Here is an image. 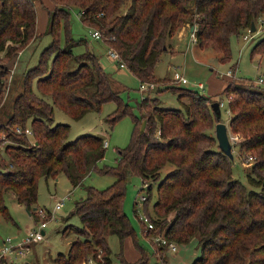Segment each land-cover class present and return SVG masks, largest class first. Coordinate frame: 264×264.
<instances>
[{"label": "trees", "instance_id": "1", "mask_svg": "<svg viewBox=\"0 0 264 264\" xmlns=\"http://www.w3.org/2000/svg\"><path fill=\"white\" fill-rule=\"evenodd\" d=\"M35 1L0 0V101L9 70L2 59L16 56L40 36L35 29ZM50 2L44 33L51 41L38 64L23 72L12 114L0 123V215L12 220L4 204V195L11 191L16 203L33 216L42 176L49 179L64 174L76 188L94 170L111 174L113 185L100 190L87 186L85 197L75 201L70 216L79 217L81 226L70 224L64 231L77 237L52 262L82 264L89 258L98 261L101 255L98 264H112L107 237L116 235L121 242L132 238L141 253L134 263L119 253L120 264H147L148 254L123 210L125 182L134 172L149 183L144 211L154 227L145 231L141 221L146 237L163 236L177 245L195 241L200 253L191 264H264V87L229 79L217 94L230 96L228 134L237 138L234 145L244 152L249 168L245 182L233 176L231 160L218 148L214 136L217 118L210 106L216 99L209 95L176 85L172 90L177 91L181 103L176 109L159 106L157 98L144 96L138 104L140 116L132 118L129 145L117 151L114 167L99 169L97 163L105 155L104 138L83 134L67 141L69 125L51 123L53 107L43 97L51 96L54 104L75 119L98 111L109 101L118 105L105 120L110 125L131 113L97 55L88 49L80 56L73 53L79 44L87 43L72 36V9L80 13L85 26L101 32L102 43L118 52L139 82L159 84L162 80L155 78L154 67L179 28L195 26L197 46L215 50L221 62H228L230 37L243 35L252 22L256 31L259 19L264 26V0ZM260 36L250 55H264V34ZM51 54L52 65L47 69L46 59ZM34 77H38L40 94L33 92ZM28 126L30 134H26ZM165 167L169 170L162 176ZM153 183H157L156 200L149 213ZM151 243L155 257L165 262L162 252L167 247L152 238ZM5 259L1 258L0 264H6Z\"/></svg>", "mask_w": 264, "mask_h": 264}, {"label": "rangeland", "instance_id": "2", "mask_svg": "<svg viewBox=\"0 0 264 264\" xmlns=\"http://www.w3.org/2000/svg\"><path fill=\"white\" fill-rule=\"evenodd\" d=\"M50 6V0H36L35 10L37 16L39 18L40 16L46 17ZM71 12L73 38H84L87 43V45L83 43L79 44V46L74 48L73 53L80 56L84 52L87 53L88 49L97 55L103 69L113 77L114 89L119 91L120 98L128 105L131 112L118 118L113 125H110L105 120L114 113L118 105H116L115 101H109L102 103L98 111L87 112L81 118L75 119L69 112H65L62 107L54 104L51 96H43L47 103L53 107V120L51 123L53 125L58 123L69 125L67 141H73L83 134H93L108 140L109 146L105 148L103 159L97 163V169L103 165L114 167L119 156L117 151L129 145L134 126L132 118L140 116L138 104L144 96H148V99L157 98L159 101L157 100L156 104L159 106L162 105L163 107L172 109L181 108L178 93L172 90V88H176V85H179L173 82L175 72L184 75L188 81L187 84H180V87L197 90L205 96L209 95L216 100L222 101L220 120L226 124H228L229 119L228 98L225 94H217L223 91L222 89L227 80L232 79L238 83H251L264 87V55L262 53L250 55L251 47L261 37L260 35L264 34V26L261 24L260 19L256 23V31L248 33L247 29L243 32V34L248 33V35H252L250 40L246 41L242 37L243 35L239 37L232 35L230 37L231 59L228 62H221L218 58V53L213 49H200L191 39L190 33L178 36V29L174 36L171 37L174 42V52L172 50L162 52L159 62H157L153 70L155 78L162 81L159 84L153 83L155 85L154 89L146 91L143 96L139 89V80L135 74L125 67H120L118 62L111 60L108 57V49L104 43L99 39H93L91 37L92 29L81 22L80 13L76 9H72ZM184 26L187 29L190 25L186 24ZM194 31L195 29L191 33H194ZM38 33H40V36L36 40L30 41L16 56L2 59L8 65L9 70L4 77L5 82L0 101V123L5 122L8 116L12 114L13 99L18 96V93L22 89L23 72L38 64L40 54L48 47L51 41L49 34H45L44 32ZM52 58L53 55L51 54L46 59L47 69L52 65ZM230 68L231 70L235 69V76H224V73ZM261 75H263V81L257 83V79ZM37 81L38 77H34L32 89L33 92L40 94L37 89ZM198 83H202L204 90L194 87L193 84ZM166 85H168V88H166ZM184 99L187 100L186 98ZM29 137L32 139L31 136ZM2 139L4 138L2 137ZM232 153V174L235 178L245 182L249 168L247 167L246 159H244V152L240 150L239 146L233 144ZM247 160L250 161L251 159ZM168 170L167 167L163 168L162 176ZM114 181L115 177L111 174L99 173L97 170L90 173L84 179L82 185L76 188L71 185L69 179L64 174H59L57 178L49 179L42 176L39 178L37 184V204L33 216L28 213L23 204L16 203L11 191H7L4 195V204H6L12 220L5 219L0 215V246L2 240L7 239V237H12L15 243L21 241L28 229L40 230L42 228L45 238L43 241L30 246L28 253L23 257L16 255L14 252L8 253L6 255L8 261L5 259L6 264L10 260H14L18 264H24V262H29L30 264H53L52 261L55 256L60 252H66L70 243L77 237L72 231H64V229L70 224L81 226L79 217L75 215L70 216V213L74 209L75 201L85 197L87 186H93L100 190L113 185ZM125 184L126 191L123 197V210L126 216H128L134 231H136L138 243L141 247H144L148 254L147 264H191L200 253L195 241L188 244H175L176 251L165 248L162 256L166 263L155 257L151 238L154 240L156 235L153 234L149 238L146 237V234L143 232V225L141 224V221L143 222L141 217H146V215L144 203L139 197L140 195L147 196V186L144 187L140 176L134 172H131L127 176ZM143 187L144 189L142 190ZM156 189L157 183H153L151 195L147 203L149 213H152V206L156 200ZM68 194L69 197L64 201L65 203L62 208L56 211L51 219L50 214H46V212L53 209L56 198H61ZM38 209H42L45 214L40 215ZM43 221L45 223L41 226ZM144 223V230L146 231L148 223ZM107 239L108 245L111 248V263L119 264L118 253L124 249L123 244H121L119 237L116 235H109ZM97 260H102L101 255H98ZM98 261L94 260L92 264H98Z\"/></svg>", "mask_w": 264, "mask_h": 264}, {"label": "built area", "instance_id": "3", "mask_svg": "<svg viewBox=\"0 0 264 264\" xmlns=\"http://www.w3.org/2000/svg\"><path fill=\"white\" fill-rule=\"evenodd\" d=\"M250 29L248 28V33H250ZM248 33H245L243 34V38L248 41L251 39L252 35H248ZM191 36H192V40L195 41L194 39V33H191ZM91 37L93 39H99V40H102V34L101 32L98 30V29H92V32H91ZM108 57L111 59V60H114L116 62L119 63V66L120 67H125V63L123 61V59L120 57V55L118 54V52L113 49V48H110L108 49ZM235 70V69H234ZM234 70H231L228 69L225 73H224V76H231V77H234L235 74H234ZM261 81H263V75H261L258 79H257V83H260ZM173 82L176 84H187L188 81L187 79L184 77V75L180 74L179 72H175V75L173 77ZM139 89H140V92L141 94L144 96V93L146 91H150V90H153L154 89V84L151 83V82H139ZM194 87H197L198 89H201V90H204V86L202 85V83H198V84H193ZM230 97V96H229ZM228 97V98H229ZM218 103H219V106L221 107L222 106V101L221 100H217ZM21 129L20 127H17L16 128V131L19 132ZM26 134H30V130H26ZM229 137H231V142L232 144H234L236 141H237V138L234 137L233 135H229ZM109 146V142L107 139H104L103 140V147L104 148H107ZM249 159H251V157L249 156ZM144 183V187L147 186L148 187V184L146 181H143ZM144 187L142 188V190L144 189ZM70 194V192H69ZM69 194L67 196H64V197H61V198H56L55 200V204L53 206V209L51 211H47V213L50 214V218L52 219L54 214L56 213V211L60 210L63 206V204L65 203L64 201H66V199L69 197ZM139 199H141V201L144 203L147 199H146V196H143V195H140ZM38 212L40 215H44L45 212L42 210V209H38ZM141 219L144 221V222H147V229H152L154 226H153V223L148 219V217H144L142 216ZM43 223H45L44 221L42 222V225L43 226ZM25 236L23 237V239L19 242H14V239L12 237H7V239L3 240V242L1 243V246H0V259L3 258V257H6V255H8V253H16V255H19L21 257H23L26 253H28V250L30 248V246H32L33 244H36V243H39L40 241H43L44 238H45V234L42 230V228L40 230H32V229H28L26 231V233L24 234ZM154 241L157 242V243H160L161 245L163 246H166L167 248H169L171 251H176V245L175 243L173 242H170L168 241L166 238H164L163 236H156L154 238ZM93 259L92 258H89L87 260V262L85 264H92L93 263ZM15 264V263H13ZM84 264V263H82Z\"/></svg>", "mask_w": 264, "mask_h": 264}, {"label": "crops", "instance_id": "4", "mask_svg": "<svg viewBox=\"0 0 264 264\" xmlns=\"http://www.w3.org/2000/svg\"><path fill=\"white\" fill-rule=\"evenodd\" d=\"M47 22H48V13H47V16H43L40 18L37 16L36 18V33L39 35L40 33L38 32H45L46 31V27H47ZM190 25V24H189ZM193 26V25H192ZM192 26H189V28L186 29L185 26L179 28V32L177 33L178 36L180 35H184L186 33H190V37H191V27ZM194 29H195V26H194ZM192 39V38H191ZM194 42V41H193ZM173 40L172 39H169L168 41V48L167 51H170L172 50L174 52V44H173ZM227 77V76H226ZM228 81V80H227ZM226 81V82H227ZM240 81V80H239ZM229 122V121H228ZM227 128H229V125L227 124ZM27 210V209H26ZM32 216V215H31ZM44 232V231H43ZM3 242V240H2ZM121 244H123V247L124 249L121 250L119 253L122 255V257L129 263H134V261H136L137 259L140 258L141 256V253L140 251L133 245V241H132V238L128 237V238H125ZM110 248V247H109ZM118 253V263H119V256L120 254ZM9 263H15V264H18L16 263V261L14 260H10ZM28 264H30L29 262H27ZM120 264V263H119Z\"/></svg>", "mask_w": 264, "mask_h": 264}, {"label": "water", "instance_id": "5", "mask_svg": "<svg viewBox=\"0 0 264 264\" xmlns=\"http://www.w3.org/2000/svg\"><path fill=\"white\" fill-rule=\"evenodd\" d=\"M256 27L254 26V23H251V32L255 31ZM194 30V26L191 27V31ZM166 49V47H164ZM213 111L216 114L217 121L214 126V136L217 139V145L218 148L231 160L233 158L232 153V142L231 137H229L228 134V128L227 124L220 120V106L217 100H213V102L210 104ZM25 264H28L27 262Z\"/></svg>", "mask_w": 264, "mask_h": 264}]
</instances>
